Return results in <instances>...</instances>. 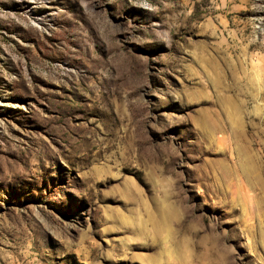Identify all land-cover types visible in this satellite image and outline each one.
Returning <instances> with one entry per match:
<instances>
[{
	"label": "rangeland",
	"instance_id": "obj_1",
	"mask_svg": "<svg viewBox=\"0 0 264 264\" xmlns=\"http://www.w3.org/2000/svg\"><path fill=\"white\" fill-rule=\"evenodd\" d=\"M0 264H264V0H0Z\"/></svg>",
	"mask_w": 264,
	"mask_h": 264
}]
</instances>
